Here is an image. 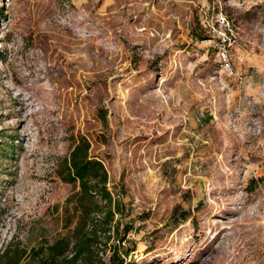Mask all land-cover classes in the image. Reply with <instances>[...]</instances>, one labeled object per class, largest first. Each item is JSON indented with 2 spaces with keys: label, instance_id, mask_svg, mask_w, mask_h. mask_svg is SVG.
Segmentation results:
<instances>
[{
  "label": "rangeland",
  "instance_id": "374dc122",
  "mask_svg": "<svg viewBox=\"0 0 264 264\" xmlns=\"http://www.w3.org/2000/svg\"><path fill=\"white\" fill-rule=\"evenodd\" d=\"M83 139L130 264H264V0H0V251L65 233Z\"/></svg>",
  "mask_w": 264,
  "mask_h": 264
},
{
  "label": "trees",
  "instance_id": "16d2710c",
  "mask_svg": "<svg viewBox=\"0 0 264 264\" xmlns=\"http://www.w3.org/2000/svg\"><path fill=\"white\" fill-rule=\"evenodd\" d=\"M90 150V143L80 140L64 162V181L79 187L64 205L65 233L52 242L42 238L32 247L12 239L0 251V264H130L128 257L134 247L128 235L132 227L121 230L122 203L109 189L104 164Z\"/></svg>",
  "mask_w": 264,
  "mask_h": 264
},
{
  "label": "built area",
  "instance_id": "2783aa9c",
  "mask_svg": "<svg viewBox=\"0 0 264 264\" xmlns=\"http://www.w3.org/2000/svg\"><path fill=\"white\" fill-rule=\"evenodd\" d=\"M226 58V57H225Z\"/></svg>",
  "mask_w": 264,
  "mask_h": 264
}]
</instances>
